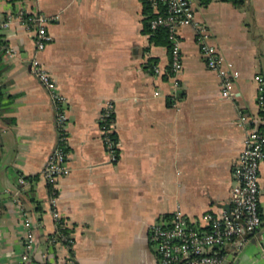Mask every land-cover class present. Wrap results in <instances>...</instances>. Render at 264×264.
Wrapping results in <instances>:
<instances>
[{
  "label": "crops",
  "instance_id": "1",
  "mask_svg": "<svg viewBox=\"0 0 264 264\" xmlns=\"http://www.w3.org/2000/svg\"><path fill=\"white\" fill-rule=\"evenodd\" d=\"M143 7V0H0V19L19 8L57 15L37 55L67 97L71 170L56 187L73 237L70 248L48 242L55 223L41 172L56 141L55 111L31 71L33 33L13 22L0 29V264L21 262L25 212L36 224L25 264H158L148 241L154 220L177 206L196 219L229 206L232 165L250 125L237 118L258 122L263 111L254 75L264 76V0L196 1L194 22L178 29L176 75ZM197 23L239 71L230 98L205 64ZM107 100L114 162L99 128ZM258 183L261 223L232 264H264V162Z\"/></svg>",
  "mask_w": 264,
  "mask_h": 264
},
{
  "label": "built area",
  "instance_id": "2",
  "mask_svg": "<svg viewBox=\"0 0 264 264\" xmlns=\"http://www.w3.org/2000/svg\"><path fill=\"white\" fill-rule=\"evenodd\" d=\"M146 1L154 9V15L149 19L150 30L165 28L167 31L170 72L176 75L183 68L178 29L194 22L195 2L198 0ZM52 18H57V15L19 8L0 19V29L19 22L33 33L35 54L30 62L31 71L47 89L55 111L56 141L41 172L48 185L55 223V231L49 236L48 242L60 243L70 248L73 237L70 233L62 232L66 222L57 205L56 187L59 178L71 170L68 163L67 97L37 55L52 39L47 28ZM196 35L206 66L214 70L220 78L221 95L230 98L233 96L234 81L239 76V71L210 42L209 29L205 24L197 23ZM6 51L11 49L6 47ZM153 70L158 72V66L154 65ZM254 79L257 83V102L264 109V76L257 73ZM259 117L261 121L258 122L249 121L245 115L237 118L239 122H248L250 125L244 138V146L232 165L234 183L229 191L228 207L217 211L207 210L200 219H196L189 217L177 206L149 225L148 241L153 247L158 264H232L234 255L243 248L249 235L259 227L261 216L258 206V177L260 165L264 162V114H259ZM99 128L110 160L117 161L119 150L117 140L111 134L114 132V122L113 103L110 100L104 102L99 113ZM19 182L24 183L25 178L21 176ZM23 225L20 264L28 262L36 244V224L28 212L24 213Z\"/></svg>",
  "mask_w": 264,
  "mask_h": 264
},
{
  "label": "trees",
  "instance_id": "3",
  "mask_svg": "<svg viewBox=\"0 0 264 264\" xmlns=\"http://www.w3.org/2000/svg\"><path fill=\"white\" fill-rule=\"evenodd\" d=\"M202 3H207L209 0H200ZM221 1H227V2H231L232 4H234L235 6H240L244 3L245 0H221ZM143 11L145 13L149 14V18H151L154 13L152 14L150 11V9L152 8L151 5L146 1L143 0ZM153 37L157 40H160L161 42L164 43H168V39H167V31L165 28H158L153 32ZM169 45V44H168ZM262 113L264 114V109L262 111ZM113 135V137L117 140L116 138V133L115 131L111 133ZM62 232H64L65 234L68 233V229L66 227L62 228Z\"/></svg>",
  "mask_w": 264,
  "mask_h": 264
}]
</instances>
